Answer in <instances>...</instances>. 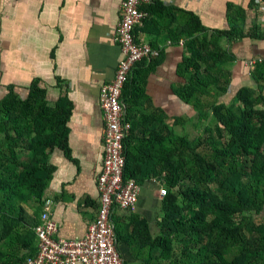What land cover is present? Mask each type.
Masks as SVG:
<instances>
[{
    "label": "crops",
    "instance_id": "crops-1",
    "mask_svg": "<svg viewBox=\"0 0 264 264\" xmlns=\"http://www.w3.org/2000/svg\"><path fill=\"white\" fill-rule=\"evenodd\" d=\"M120 2L0 0V102L9 90L17 100L25 101L33 86L46 107L70 114L67 149L47 148L42 156L45 170L52 169L44 200L51 201L58 239H83L99 209L96 180L104 154L99 91L113 79L121 59L113 40ZM154 4L142 8L147 18L135 34L138 41L158 51V56L138 67L134 82L123 91L137 138L149 131L152 121L156 124L155 119L173 137L187 134L195 123V110L176 93L190 73L183 68L184 59L192 55L189 38L183 33L194 29L190 18L197 19L210 36L231 33V37L223 34L219 42L232 61L227 67L229 86L218 103L229 105L239 89L253 86L250 62L264 60V0H155ZM236 35L244 37L233 40ZM3 135L0 149H13L4 156L0 172L11 162L12 171L19 173L21 164L34 161L32 149L26 147L30 141L14 139L8 144ZM161 184L160 178H149L140 185L135 210L113 212L122 264H145L149 258L145 232L152 240L159 235ZM13 193L18 196V208L32 218L35 199L23 198L27 196L24 191Z\"/></svg>",
    "mask_w": 264,
    "mask_h": 264
},
{
    "label": "trees",
    "instance_id": "trees-1",
    "mask_svg": "<svg viewBox=\"0 0 264 264\" xmlns=\"http://www.w3.org/2000/svg\"><path fill=\"white\" fill-rule=\"evenodd\" d=\"M189 24L194 29L183 33L192 55L184 59L183 68L190 73L176 93L195 110L193 126L202 127L201 134L173 137L155 119L156 124L152 121L149 131L137 138L125 106L131 128L123 142V179H133L140 186L158 177L166 189L159 203V235L152 240L145 232L150 244L145 264H264V220L255 222L264 212V60L252 66L253 86L239 89L233 103L220 104L219 97L229 86L227 67L232 56L220 49L219 42L223 34L231 33L210 36L197 19L190 18ZM243 37L236 35L233 40ZM140 66H146V60L135 65L123 91L134 82ZM69 116L46 107L33 86L25 101L9 90L0 102L4 143L29 140L26 147L34 156L32 163L21 164L19 173L12 171L11 162L0 172L4 179L0 183V264H25L37 253L33 229L44 212V194L52 177L42 156L47 148L67 149ZM158 126L162 130L155 131ZM12 149H0V166ZM14 191L35 199L32 218L18 208Z\"/></svg>",
    "mask_w": 264,
    "mask_h": 264
},
{
    "label": "built area",
    "instance_id": "built-area-1",
    "mask_svg": "<svg viewBox=\"0 0 264 264\" xmlns=\"http://www.w3.org/2000/svg\"><path fill=\"white\" fill-rule=\"evenodd\" d=\"M154 2L121 0L119 5V22L113 40L120 49L121 59L113 79L103 84L99 91L104 154L96 180L99 195L96 220L83 239H58V228L50 214L51 201H46L39 223L33 229L37 253L35 257L27 259L25 264H122L112 222L113 212L135 210L140 195V186L133 179H123V142L131 126L125 120L122 91L138 62L150 61L158 56V51L138 41L135 36V30L142 27L147 18L142 8ZM253 64L250 62V66ZM158 194L163 197L166 190L161 188Z\"/></svg>",
    "mask_w": 264,
    "mask_h": 264
},
{
    "label": "rangeland",
    "instance_id": "rangeland-1",
    "mask_svg": "<svg viewBox=\"0 0 264 264\" xmlns=\"http://www.w3.org/2000/svg\"><path fill=\"white\" fill-rule=\"evenodd\" d=\"M196 121V118H194V122ZM189 130H188V132L187 133H189V134H191V136H194L196 133H198V132H200V134H201V132H202V127H200L199 129L198 128H195V127H193L192 125L191 126H189ZM203 134V133H202ZM3 149V147L1 148V150ZM3 161V160H2ZM2 161H1V163H2ZM4 161H5V159H4ZM14 168V167H13ZM162 185V184H161ZM160 185V186H161ZM159 186V187H160ZM162 187H164V186H162ZM161 187V188H162ZM261 220H264V214H262L261 215V217L259 218V219H256L255 220V222L256 223H259V222H261Z\"/></svg>",
    "mask_w": 264,
    "mask_h": 264
},
{
    "label": "clouds",
    "instance_id": "clouds-1",
    "mask_svg": "<svg viewBox=\"0 0 264 264\" xmlns=\"http://www.w3.org/2000/svg\"><path fill=\"white\" fill-rule=\"evenodd\" d=\"M162 188H164V187H162ZM161 189V187L159 188V190ZM165 189V188H164ZM166 190V189H165ZM159 195V194H158ZM164 197V196H163ZM159 198H162V197H159Z\"/></svg>",
    "mask_w": 264,
    "mask_h": 264
}]
</instances>
